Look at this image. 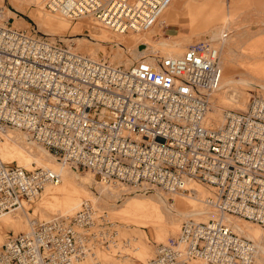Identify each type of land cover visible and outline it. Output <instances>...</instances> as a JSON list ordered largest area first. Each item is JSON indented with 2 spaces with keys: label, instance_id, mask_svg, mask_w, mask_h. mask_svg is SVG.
Listing matches in <instances>:
<instances>
[{
  "label": "built area",
  "instance_id": "obj_1",
  "mask_svg": "<svg viewBox=\"0 0 264 264\" xmlns=\"http://www.w3.org/2000/svg\"><path fill=\"white\" fill-rule=\"evenodd\" d=\"M173 0H48L53 14L89 18L115 33H146ZM220 51L205 40L181 56L117 66L14 28L0 9V144L9 130L27 133L63 165L94 174L128 193L184 194L191 182L213 190L206 202L222 215L264 228V99L226 112L209 126L220 90ZM53 170H27L0 156V216L58 186ZM9 237L0 264H77L114 223L91 201ZM99 226L104 230H97ZM256 244L220 220H188L145 264H256ZM144 264V263H142Z\"/></svg>",
  "mask_w": 264,
  "mask_h": 264
},
{
  "label": "rangeland",
  "instance_id": "obj_2",
  "mask_svg": "<svg viewBox=\"0 0 264 264\" xmlns=\"http://www.w3.org/2000/svg\"><path fill=\"white\" fill-rule=\"evenodd\" d=\"M47 1L4 0L0 9L14 28L56 42L59 45L70 47L75 52L89 58L108 61L117 66H131L139 62L141 57H146L144 59H154L157 56L183 55L189 46L208 39L210 30L215 28L213 26L214 24L209 25L208 21L203 23L205 25L196 27L192 25L194 23L190 15L193 14L195 9L198 10L197 8L207 0H175L176 3H179L177 13L180 18L178 23L172 24L166 17V11L172 5L171 2L161 15L157 25L149 31L150 35L143 39L142 42H130L129 44L123 45L120 43L114 44L110 43V41L97 40L90 33L80 28L87 22H93L107 32L109 31L108 33L111 35L122 36L121 34L110 31L89 18L76 21H71L66 18L63 19V16L50 13L45 8ZM217 3L231 7L232 15L229 20L231 29H229L230 32L227 35H218L212 44L216 48L221 46L223 49V56L226 59L223 72L224 79H234V81L230 86H227V89L231 90L227 92L228 96H224L225 90H221L213 95L211 103L213 102L214 107L208 115L209 118L215 115L214 112L217 115H221L222 110L224 116L227 111L245 112L255 97L264 99V75L258 73V69H255L260 66V71L264 72L262 70V66H264V52L261 53V51L257 57L254 54L248 53L247 50L255 42L256 44H262V48H264V0H221ZM192 7L193 10H191ZM7 11L13 13L15 16L7 17ZM39 15H42L47 21L54 19L65 24L66 29L58 31L55 35L48 34L49 30L40 31L34 19L38 18ZM15 21L21 23V27H16L14 24ZM161 22L164 23L162 24ZM226 22L227 19L219 26H224ZM170 27H177L178 31H171L170 33V30H168ZM219 30H223V28L217 29V31ZM224 30L227 29L225 28ZM172 33H176V36L181 35L185 38L180 42L176 39L181 47L174 50L166 48L164 44L168 40H172V37H170L173 35ZM78 39L90 45H82ZM258 46L261 45L258 44ZM226 49H228L227 51L232 50V54L228 55ZM258 49L256 48V52H258ZM233 94L236 95L234 96ZM232 95L233 98L240 97L238 99L239 103L246 100V109L237 110L241 106L239 103L232 102L228 98ZM212 125L216 127L213 120L209 123V126ZM1 138V158L4 162L27 170L43 168L44 165L48 167L46 169L60 173L62 180L56 187L49 186L52 190L42 192L33 202H24L21 209L7 214L0 221V247L9 237L29 233L39 223L48 222L61 215L73 217L81 211L82 207L72 213L53 212L47 207V202L51 197L50 195L57 193L69 180H73L76 189L80 193L81 198L79 197V200L81 205L84 201H91L95 205V209L98 211V225L103 223L102 218H107L109 222L116 224L111 229V232L115 229L111 241L109 243L97 242L94 244L91 248L90 255L77 264H145L155 257L157 247L160 244L168 242L171 238L178 237L183 223L188 221V219L205 223V221L212 220L216 216L215 211L217 210L215 208H211L212 210H210L200 203V200H203L207 196L208 198L213 197L214 195L213 190L203 184L200 185L204 189L199 186L194 187L195 192L198 190L199 193L189 191L184 194L171 195L159 190H152L149 193H128L124 197L119 196L118 198L107 199L101 192L103 188L100 190V187H109L111 189L113 188L112 186L102 185L98 178L88 171L76 170L69 165H64L65 169H61L62 162L42 145L31 139L27 133L19 130H9L4 134L2 133ZM193 197H199V201L193 200ZM103 202H106V205ZM140 202L143 203L141 212L134 209V206ZM177 204L179 205L178 207ZM23 208L25 211H23ZM189 209L196 216L183 218L179 212ZM217 214V218L219 219L222 214L219 212ZM224 216L229 217V220L241 225L249 232L250 235H245L244 237L252 240L260 248V257L259 259L257 257L256 264H264V255L262 253V248H264V228L256 223L236 216ZM222 222L225 225L227 223V221H225L226 223L224 221ZM100 229L101 226L94 231Z\"/></svg>",
  "mask_w": 264,
  "mask_h": 264
},
{
  "label": "bare ground",
  "instance_id": "obj_3",
  "mask_svg": "<svg viewBox=\"0 0 264 264\" xmlns=\"http://www.w3.org/2000/svg\"><path fill=\"white\" fill-rule=\"evenodd\" d=\"M3 1L4 0H0V6H2L3 4ZM176 5H179V3L175 2V0L172 1V5L167 9L168 11H166V17L168 18V21L171 22V23H178L179 22V15L177 13V11H175L174 9H172V7H176ZM47 14V13H46ZM48 15V14H47ZM196 15V14H195ZM8 16H15L13 13L7 11V17ZM50 16V15H49ZM60 16V15H59ZM197 17L195 16H191L192 17V21L194 24H192L194 27L196 26H200V25H205L203 24V16L202 15H196ZM42 18V19H41ZM57 18H62V17H57ZM35 21L37 22L38 24V27L40 29V31H44V30H49V33L48 34H53L55 35L58 31H61L62 29L65 30L66 29V25L57 21V20H45L46 18L42 17V15H39L38 18H34ZM63 19H65L63 17ZM162 24L164 22H161ZM160 23V24H161ZM16 26L18 27H21V23L15 21L14 23ZM82 26H87V27H90L92 28V34L91 36L93 38H96L97 40H100V41H110V43H114V44H117V43H120L121 45L123 44H129L130 42H142L143 39H145L148 35H150V32L151 30H149L147 33H146V36H145V33H139V34H133V33H129V35H125V36H115L114 34L111 35L110 33H108L106 30H104L103 28H101L99 25H97L96 23H93V22H87L85 24H83ZM154 28V27H153ZM81 30L85 31V29L82 27L80 28ZM80 30V31H81ZM82 32V31H81ZM149 33V34H148ZM47 36V35H46ZM218 35L216 34H212L210 36H208V39L206 40H209L210 42H214L213 40L217 37ZM179 37H182L181 35L180 36H177V38ZM172 39V38H171ZM80 43H82V45H90L89 43L85 42V41H82L81 39H78ZM181 40V39H180ZM112 41H119V42H112ZM166 48H169V49H178L181 47V45L175 40V39H172V40H168L167 42L164 43ZM79 45V44H78ZM120 45V46H121ZM120 46H116V47H120ZM225 46V44H224ZM115 47V48H116ZM226 48V46H225ZM78 49H79V46H78ZM219 51H220V64H221V67L223 69V72H224V69H225V57L223 56V52H222V48L221 46L218 48ZM228 49H226V53L229 55V51H227ZM168 56H171V57H175V56H181V54H178V55H168ZM146 58V57H144ZM143 57L140 58V60H145V61H148V62H153V59L151 58H147V59H144ZM91 59H95V58H91ZM139 60V61H140ZM255 69H258V73H261L264 75V72H261L260 71V66L258 68H255ZM234 79H229V80H226L224 79V76L222 78V83H221V87H220V90L218 92H220L221 90H225V94L224 96H228L227 95V92L228 91H231L229 89H227V86H230L232 83H233ZM262 83V82H261ZM224 85V86H223ZM264 86V85H263ZM216 94V93H215ZM234 96L236 94H233ZM233 95L228 97L230 98V100L233 102L235 101L236 103H239L238 99L240 97H236V98H233ZM223 96V95H222ZM228 98H226L227 100H229ZM241 107H239L240 109H237V110H244L246 109V100H243L242 103H239ZM213 102L211 103V108H210V111L211 109L213 108ZM220 110V109H219ZM214 116H211V120H213V123L214 125H216V127L218 126H221L223 123H224V114H223V110L221 111V115L218 114L216 112H214ZM213 126V125H212ZM7 132V131H6ZM6 132H3L6 133ZM2 136V135H1ZM8 140H11V139H8ZM7 145V144H6ZM0 156H1V144H0ZM43 168H48L46 166L43 165ZM61 169H65V166L62 164L61 165ZM56 172V171H54ZM57 174L60 175L61 177V180H62V176L60 173L56 172ZM49 186L51 185H48L45 187V189L43 190V193L45 191H48V190H52ZM195 186H199L201 188L204 189V187L202 185H200L199 183H194V182H191L188 184L187 188L193 192V193H199V191L197 190L195 192ZM54 187V186H53ZM56 187V186H55ZM191 187V188H190ZM103 188V189H102ZM102 189V193L105 195V197L107 199H114V198H118L119 196V190L116 189L115 187L113 188H109V187H100V190ZM112 191V192H110ZM51 197L49 198V201L47 202V207H49V209L53 212L55 211H60V212H63V213H72V212H75L76 210H79L80 207H81V203H80V200H79V197H80V193L79 191L76 189L75 187V184L73 182V180H69L67 181V183L65 184V186L60 189L57 193H53L52 195H50ZM81 198V197H80ZM208 196L206 198H204L203 200H200V203L203 204L207 209H210L212 210L211 208H214L213 206H210L209 204H207L206 200H207ZM142 200V199H141ZM193 200H196L197 202L199 201V197H193ZM159 202V201H158ZM105 205H106V202H103ZM180 203V202H178ZM134 205V204H133ZM156 205V204H155ZM179 205L177 204V207ZM185 206V205H184ZM156 207V206H155ZM133 208V207H132ZM142 208H143V203L140 202V203H137L135 206H134V209L136 211H142ZM150 208V207H149ZM153 208V207H152ZM191 209V208H190ZM181 210L179 213L183 216V218H189L191 216H196L193 212H191V210ZM148 210V209H147ZM23 211L24 208H23ZM124 211V210H123ZM126 211V210H125ZM132 211V210H131ZM214 211V210H213ZM122 212V211H121ZM135 212V211H134ZM123 213V212H122ZM137 213V212H136ZM144 213V212H143ZM216 213V216L214 219L212 220H222V221H227V224L226 222V225L235 233L239 234L240 236H245V235H250L249 232L246 231V229L244 227H242L241 225L239 224H236L235 222H232V220H229L228 218L229 217H226L224 215H220V218L218 219L217 216H218V212L215 211ZM124 214V213H123ZM199 214V213H198ZM197 214V215H198ZM131 215V214H130ZM7 216L6 215H2L0 216V221H2V219ZM62 217H65L63 215H61ZM227 219V220H226ZM189 220V219H188ZM212 220H208V221H212ZM208 221H205L208 222ZM30 226H31V222H30ZM237 231V232H236ZM246 238V237H245ZM248 239V238H247ZM257 246V245H256ZM258 248V259L260 257V248L257 246ZM262 253L264 255V248H262Z\"/></svg>",
  "mask_w": 264,
  "mask_h": 264
},
{
  "label": "crops",
  "instance_id": "obj_4",
  "mask_svg": "<svg viewBox=\"0 0 264 264\" xmlns=\"http://www.w3.org/2000/svg\"><path fill=\"white\" fill-rule=\"evenodd\" d=\"M192 1H195V0H192ZM212 1H214V2L212 3ZM220 1L221 0H207L203 5H201L197 8L198 10L195 9L193 14H191V16L194 15L195 17H197L196 15H202L203 16V19H202L203 23H206L208 21L209 25L214 24L213 26H215V28L210 30V35H212V34L227 35L230 32L229 29H231L229 20H230V17L232 15V13H231L232 9H231V7L224 6V4H218L217 2H220ZM178 8H179V5H176V7L175 6L172 7V9H174L175 11H177ZM191 10H193V7ZM226 19H227L226 24L224 26L220 27L219 25ZM172 24H174V23H172ZM16 27H18V26H16ZM224 27L228 31L224 30L225 29ZM83 28L85 29L86 32L90 33V35L92 34V28L87 27V26H83ZM219 28H223L224 31L223 30L217 31V29H219ZM168 30H170L169 32L171 33V31H178V28L177 27H175V28L170 27V28H168ZM172 34L173 35H171L170 37H172V39H175V40L177 39L178 42L185 39V38H183V36L177 38L176 33H172ZM174 36H176V37H174ZM258 44L261 46H258ZM258 44H256V42L252 43L247 49L248 53L254 54L257 57L261 51H262L261 53H263L264 52V48H262L263 45L260 43H258ZM256 48H259L257 50L258 52H256ZM229 54H232V50H229ZM262 70L264 71V66H262Z\"/></svg>",
  "mask_w": 264,
  "mask_h": 264
}]
</instances>
